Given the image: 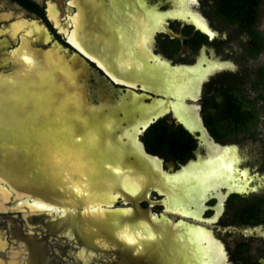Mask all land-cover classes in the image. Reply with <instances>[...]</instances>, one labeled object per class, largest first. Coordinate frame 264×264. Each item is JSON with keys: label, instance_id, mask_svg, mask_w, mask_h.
Masks as SVG:
<instances>
[{"label": "flooded vegetation", "instance_id": "flooded-vegetation-1", "mask_svg": "<svg viewBox=\"0 0 264 264\" xmlns=\"http://www.w3.org/2000/svg\"><path fill=\"white\" fill-rule=\"evenodd\" d=\"M197 1L0 0V84L2 83L4 86L9 84L8 90H11V92L5 91V93L0 90V102L3 99L5 101L10 99L14 103L21 101L20 98L23 96L16 95L22 86L20 79L16 77L23 67L19 65L31 67L30 70L35 75L30 72L37 79L36 69L45 67V57L48 54L51 58L68 64L77 73L75 83L78 90L82 92V105L89 115L96 116L109 110H117L121 105L126 106L125 117L129 118H123L122 112L118 114L121 129L114 128L112 136L117 145L115 148L117 153L110 152L117 155L122 154L117 159L126 166L127 170L138 175L133 177L128 174L129 172H124L123 165L115 164L116 167L103 168V170L105 169L103 171L102 167L89 163L91 165L88 166L87 172L83 176L86 178V183L84 182L86 192L81 197H72L68 193H64L67 196L65 197L60 189L48 190L39 182V179L27 183L16 177L15 172L18 169L12 159L13 150L19 147L20 143H23L24 147H29L27 145L29 143L24 140L12 142L10 137L0 134V149L2 152L5 151L3 156L5 160L7 159V162L0 160L3 163V166H0V264H163L164 260L167 264H177L176 261L182 262L179 264H195V259L191 257L194 250L192 246H189L187 240L185 241L186 251L184 254L178 253L177 256L176 248L173 247L177 245L178 235L189 236L191 241H196L191 238L196 233L204 238L203 230L199 229V226L192 225V222H199L198 219H195L196 217L212 220L209 227L214 238L224 248L227 264H230L228 263L230 255L227 257V249L225 250L224 243L214 233L213 224H218L216 227L220 233L239 234L241 237H248V239L262 238L260 233L264 232H261L264 216L259 221L245 222L240 220L239 214L248 206L262 207L263 205L264 207V204L259 199L256 201L253 196L247 199L251 193L255 192L254 189L242 193L237 191L240 189V180L228 182L221 172L222 170L213 177L216 182L214 188H207L213 191L212 189L227 187L228 192L225 196L223 195L218 215H216V209L219 199L214 194L207 199V189L202 200L194 199L192 201L175 191L178 190L175 186L176 181L181 183L183 174L188 173L187 171L205 169L209 164H215L218 157L224 158L225 152L227 154L231 152L229 149L219 151L218 148L227 146L224 143L230 137L221 140L214 139L205 125V112L212 108V103L223 94H227L228 91L240 92L254 102L259 101V92L254 89V85L258 79V72L264 70V68L256 70L255 78L248 84V89L256 92V96L250 98L239 83L243 73L236 71L237 66L227 59L214 58L207 49L208 46L227 44V35L229 38L239 36L237 38L239 44L242 45L241 53L245 55L246 60H254L258 56L264 57V50L255 56L250 55L257 44V39L252 34L253 32L257 33V24L254 26L253 32L241 31L236 25L228 24L235 27L232 29L234 33L229 32L230 35L222 37L218 27L212 25L216 23L215 21L220 22L221 20L225 23L222 22V25L227 26V23L217 15V0H204L205 5L210 8L208 16H212L210 19L213 23L211 22V24L199 12H194V2ZM198 5L200 6V3ZM127 9H132V11L127 12ZM135 11L139 12L148 24L144 33L146 34L145 38L141 31V22H138L134 15ZM243 36L245 37L242 38ZM258 36L261 35L258 34ZM262 40L264 42L263 38ZM102 45L106 47L103 54L98 48ZM111 47H119L127 52L130 59H136L137 67L130 66L129 73L122 72L124 69L121 70L129 79L126 83H124L125 81L121 82L120 76L117 79L112 77L111 69L107 70L99 65L102 60L98 56L102 55L104 59L108 60L113 55ZM24 50L29 52L25 59L26 63L21 62L20 52ZM134 51L139 54L134 56ZM38 55L40 61L38 64H34L32 59ZM189 57L191 58L188 59ZM186 58L187 60H184ZM104 63L107 64L105 60ZM110 65L114 67L112 62H108L107 66ZM193 71L197 72L196 76L192 73ZM187 74H191L192 78L184 76ZM7 80L8 83H6ZM89 81L93 82V88ZM106 85L113 89L107 88ZM114 89L121 92L116 99L111 95ZM134 106L144 107V111L138 110V113ZM11 111L12 109L8 108L7 113L5 112L6 118ZM199 112H201V116ZM53 115L54 113L51 116ZM144 115L146 123L141 120ZM151 118H154L153 122L140 132L139 126L142 125L144 128ZM136 122L143 123L138 126V130L133 136L134 145L130 143L125 133L127 126ZM192 122L197 126L193 128ZM2 124H0V132L5 130L6 134L9 133L10 136L11 133L4 129V124L3 126ZM153 125L165 126L168 131L179 128L186 131L183 125L189 130H193L194 136L186 131L193 142L190 156L184 161H179L171 153H167V155L150 153L146 144L150 142V127ZM96 126L97 123L94 127ZM100 126L112 128L110 121L105 116L102 117ZM198 126L205 130L209 139L205 140L204 138L203 147L197 140L199 137L196 132ZM123 138L126 141H122ZM110 142L104 139V143L107 145L105 149L114 150V147L109 145ZM205 147L208 148L207 156H196L198 150L203 149L205 152ZM11 148L13 149L11 150ZM137 148L140 151L135 152L134 149ZM59 149L64 150L61 147ZM107 152L109 153V151ZM15 154L17 155L15 157H20V154ZM31 157L45 159V157H38L33 153ZM22 159L23 163L29 161L28 159L24 160L23 153ZM196 159L198 160L196 161ZM69 160L71 158L67 156L61 157L60 161L51 158L56 168L64 173V178L70 176L66 175V172H70L75 174L69 179H77L79 175H76L78 173L74 167L77 165L80 167V164H73ZM28 165L26 169L29 170L31 165ZM101 170L103 173L109 174L114 172L117 177L119 176V179H115L112 184L103 183L102 186L95 188V191L98 192L94 193L93 185L98 181L106 180L105 177L100 178ZM27 172L24 171L22 174ZM40 179L45 180L46 178ZM157 181L162 183V187ZM235 182L238 183L234 184ZM34 183L43 186L41 188L44 191L36 187ZM185 184L186 181L184 188L188 189ZM30 185L33 189L41 191L31 193ZM29 190L30 192H28ZM224 190L222 188L221 192L224 193ZM120 193L124 194V201L128 199L139 201L136 207L145 212H140L137 220L128 223L134 226L136 222H140L146 227H150L148 230L152 238L149 237V241L154 239L152 245H145V243L136 241L122 232L117 233L108 225L112 215L123 218V216H128L131 211L111 212L103 209L104 206L111 205H113L111 209L132 208L130 203L122 202V198L119 197ZM168 193L182 199H175L169 203L166 196ZM238 200L243 202L236 207L234 204ZM209 202L212 203L207 205L208 209L203 206V210H199L198 215L190 214L196 208L199 209L201 204L205 205ZM175 205L179 210L171 209ZM226 205L229 206L231 214L228 218L224 215L223 219L222 211L225 210L223 206ZM154 206H159L161 211L159 213L151 212V208ZM80 207L83 208L82 212L78 211ZM181 209H187L190 213L180 211ZM206 211H209L210 214L204 216ZM215 215L216 219L213 221ZM159 218L160 220H158ZM96 221H99L98 223L101 225ZM161 221L163 226L159 227ZM231 240H234V249L233 257L230 260L239 264L244 260L248 247L246 241L244 244L238 239L231 238ZM191 241L190 244H192ZM199 241L202 248L209 244L208 241L201 238ZM155 245L162 248L159 255L157 257L151 255L146 258L144 252L148 248L153 249ZM211 250L210 248L209 257L211 260H208L209 264H218L220 260L218 252ZM153 252L151 250V253ZM256 264H264V256L258 258Z\"/></svg>", "mask_w": 264, "mask_h": 264}, {"label": "rangeland", "instance_id": "rangeland-1", "mask_svg": "<svg viewBox=\"0 0 264 264\" xmlns=\"http://www.w3.org/2000/svg\"><path fill=\"white\" fill-rule=\"evenodd\" d=\"M199 3H200V6L198 5ZM193 9H194V12L195 11L199 12L202 15V17L206 18L211 24V22H212L211 17L212 16L211 17L208 16V14L210 12V8L205 5L204 0H198L196 3L194 2V8ZM215 22L216 23L212 22L213 23L212 25L218 27V29H219L218 31L222 37H226L227 34L230 35L229 32L234 33V31L232 30L235 28L234 26L227 24V26L224 27L222 25L224 22L221 20H220V22L219 21H215ZM256 30H257V33L261 35L260 37H262L264 39V0H262V2H261V7H260V11H259ZM227 37H228V41H227L228 43L227 44H218V45H214L212 47L208 46L207 50L209 51L210 55H213L214 58L219 57L221 59H227L228 61L232 62L233 64H235L237 66L236 71H241L243 73L242 78L239 80L241 87L244 89V92H246V94L250 98H254L256 96V92L250 91L248 89V84L251 83L252 79L255 78L256 70H258L260 68H264V57L258 56L256 58H254V60H246L244 58L245 55L241 53L242 52L241 51L242 45L239 44V40H238L239 36H237L238 38L236 36H233V37L231 36L229 38V36L227 35ZM244 37L245 36H243L242 38H244ZM99 49L102 51V54L106 51V47L104 45L100 46ZM110 50L113 51V55H111V57H109L110 59H108V60H112V64L116 63V59H118L119 57H121V59H123V56L118 55V47H115V48L111 47ZM99 57L101 58V60L103 62L105 60L108 64L107 59H104V57L102 55H100ZM190 58L191 57H189L188 59H190ZM184 60H187V58ZM64 64H66V63H64ZM107 64H105V65H107ZM44 65H45V67L43 69L38 68V71L36 69V72L38 73L37 79H35V77L33 76V75H35V73H33L30 70L31 67L30 68H28L26 66L23 67V69L27 71V72H24V70H23V72H22V73H24V77H23L25 79L24 84H26L27 87H29V86L30 87L31 86L36 87L37 86V87L41 88L45 84L50 85L49 84L50 81H48V77L45 76L46 70L49 69L50 66H51V68H54L57 65V62H55L51 59L49 61V59L47 58ZM58 65L59 66H57V67H62V66L65 68L67 67V66H64L62 64L61 65L58 64ZM29 70L32 72L33 75L30 73ZM97 78H99V77H97ZM89 83L91 84V88H93V82L89 81ZM107 88L113 89L109 86H107ZM0 89H1V87H0ZM69 89H71L70 85H69ZM203 89H204V85H203ZM203 89H202V91H203ZM112 92H113V94L111 93V95H112V98H114V99H116L121 94V92H119L115 89L112 90ZM0 93H1V91H0ZM18 94H21L23 96L26 93H22V90H18L16 95H18ZM42 94H44V93H42ZM27 95H30V94H27ZM34 95H36V94H34ZM66 95H67L66 97L68 98V100H67L68 104L67 105L64 104L65 100L58 98L56 96V94L48 95V96L47 95L40 96L39 94H37L36 99H35L36 102H34L32 99V101L35 103V105H34L35 110L33 109L32 114H29L26 117V119L22 120V122H18L16 120V118L13 117V113H14L15 108H16L17 112L20 111L21 109H25V110L28 109L25 107V105L27 106V104H25V103H26V101H29V102L31 101V99L27 100L29 97H26L27 99H25V96L21 97L20 98L21 101L16 102V103L10 101V103H12L13 108H11L12 111L10 112V115L7 118L5 116V112L8 111V109L4 108L2 111L0 110V124L3 123L4 124L3 128L8 130L11 133L10 136H9V133H8V135L5 134V137H7V136L10 137L12 142L24 140V141H27V143H29V144H27V145H29V147H23V143H20V146L16 147L13 150L14 153L12 155V159L15 163L16 168L18 169V171L15 172L16 177H18L20 180L23 179L22 181L27 182V183L34 182L37 179H39L40 180L39 182L42 183L43 186H45L48 190L60 189L63 193V196L65 194H67V192H65L64 188H62V186H64V181H63L64 180V173H62V176L59 174H57L55 176L51 175V173L55 172V168H56L53 161H51V158L60 161L61 157L67 156V157L71 158V160H69L71 163L80 164L81 168L77 165L74 167V170L78 173V174H76V175H79L78 183H81V184H83L84 182L86 183V178L82 177L84 175V173L82 172V167L88 168L89 165L94 164L97 167H102V170H103V168L106 169L108 167L114 168V167H116L115 164L122 166L123 165L122 162L117 159V157L119 158L122 154H120V155L114 154V153H117V151L115 149L117 145L115 144V141L112 139V136L114 135L113 134L114 128H117V129L119 128V130L121 129L120 128V126H121L120 125V118L118 117V114L120 112H122V115H124L123 118H125V119L129 118V117L128 118L125 117L124 110H127L125 105H123V106L121 105V107L117 110H112V111L109 110V111L105 112L106 114L100 113L99 115L97 114L96 116L89 115L86 112V110H84L85 108L83 105H79V107L75 105L76 94H72V92H68ZM37 97H41V98H37ZM92 100H94V99L92 98ZM1 102H0V107L2 106V104L4 106L3 101H1ZM28 105H29V107L31 106V108H33L32 104L30 105L28 103ZM255 107L258 109V112H259V119H258L257 123L254 125V127L252 128L251 133L248 135L233 136V137H230V139H227V142L224 143L227 146H223V147L218 148V149L220 152H222L223 149L224 150L229 149V150H231V152H230V154H227L225 152L224 158H226V159H224L222 156L218 157L216 159V163H217L216 166L220 167V166L224 165V167L227 168L226 170L228 171V173H229L228 175L230 177L228 182H231L232 180H235V181L240 180L239 181L240 182V186H239L240 189L237 190L240 193L248 192V191L254 189L255 192L251 193V195H249L247 197V199H250L253 196V198H255L256 201L259 199L262 202V204H264V103H262L260 101H256ZM38 111H45V112L48 111V113L53 112L54 115L53 116H51V115L46 116V118H44V117L40 118ZM64 112H66V113H64ZM199 113L201 116V112H199ZM64 116L71 118V119H74V117H76L77 122L79 124L81 122L82 131L81 132L79 131V133H77V131H75V129L77 127H80V125L79 126L76 125L77 126L76 127V126H74L73 123L67 124V123L62 122V120H59V119L63 118ZM104 116L108 118L112 128H106V127L100 126V123L102 121V117H104ZM96 123H97V126L94 127ZM3 124H2V126H3ZM46 127L48 128L49 131L46 130ZM13 131L15 132L14 134H13ZM44 131L47 133L45 134ZM29 132H32L34 134L39 135V137L36 139V141H34L33 139L30 141L28 140L29 139L28 136L30 134ZM47 134H49V135H47ZM96 136L99 138L97 139ZM21 137H23V138H21ZM104 139L111 141L109 145L114 147V150H112L111 148L105 149L106 148L105 146H107V145H106V143H104ZM110 139H112V140H110ZM59 147H61L64 150L59 149ZM12 149L13 148H11V150ZM27 149L30 150L31 156L33 153L35 155H38V157H45V159L42 158V160H46V161L44 162V161L40 160V158L27 156V157H24V160L28 159L29 161L23 163L22 153H25V150H27ZM107 151H109V153ZM110 151H112L114 153H111ZM3 152H5V151H3ZM15 153L20 154V157L19 156L15 157V156H17ZM207 153H208V148L205 147V152L203 149L200 151L198 150V152L196 153V156L206 157ZM88 158H90V159L86 162V160ZM89 163H91V164H89ZM28 164L31 165L32 169H33V167H35V169L38 170V173L35 174L34 171L32 172V170L30 171V169L29 170L26 169L29 166ZM43 165L46 168L45 169L46 171H44V172H47L48 174H46L42 171ZM122 167H124V169H123L124 172H127V173L129 172L128 174L132 175L133 177L138 176L136 173L132 172L131 170H129V169L127 170L125 165H123ZM102 170L100 171L99 175H100V178L105 177L104 178V179H106L105 182L108 181L110 184H112L115 179H117V178L119 179V176L117 177L114 172H112V174H109V173H103ZM24 171H26V172L29 171L31 174L29 172H27L26 174L23 175L22 173ZM41 171L44 173V175H40ZM43 173H41V174H43ZM73 174H75V173H73ZM73 174H71L70 172H66V175H70L71 177H73ZM43 177H45L46 180L40 179ZM60 177H61V179H59ZM81 177H82V179L79 182V179ZM245 177H246V179H245ZM48 180L51 181L52 184H48V182H47ZM99 183H102V181L97 182V184H99ZM236 183H238V182H235L234 184H236ZM97 187H99V186L97 185ZM222 188L225 189L224 193L221 192ZM222 188L212 189L213 191H210V190L206 191L207 199L212 194L216 195L219 199L217 209H216V215H218L220 213L221 202L223 201V195L225 196L226 192H228L226 186H224ZM255 188H257V189H255ZM65 197H67V196L65 195ZM242 202L243 201L238 200L236 202V204H234V205L236 207H238V205ZM211 203L212 202L205 203L206 206L204 204H201L200 206L198 205L199 210L202 211L203 206H204V208L208 209L207 205L211 204ZM224 208H225V210L222 211V213H223L222 218L223 219L225 217L224 215H226V217L228 218V216L231 214V210L229 209L228 205H226L225 207L223 206V209ZM160 211H161V208L159 206H157V207L154 206L151 208V212H154V213L158 212L159 213ZM208 214H210V212L206 211L204 213V216H206ZM216 215L213 217V221L216 219ZM120 219H122V218H117V216H115V215H112L110 217V219H109L110 223L108 225L111 226L113 231H115L117 233L122 232L126 236H128L130 238H134L136 241H139L141 243L147 244V242H149V237H151V235H150V232L148 229H150V227H146V225L143 226L144 224L140 223V222H136L134 226L129 225V223H124L123 225L115 226L116 222L122 223V222H120ZM195 219L196 220L198 219L199 222H197V223L192 222V225L199 226V229L203 230L202 235L203 236L205 235L204 236L205 240L210 242L211 249L213 251H217L219 253L220 260H219L218 264H227L224 248H223L222 244L214 238L213 233L209 227L212 220L210 221L208 219L206 220V219H202V218H195ZM225 220H227V219H225ZM216 225H218V224H213L212 229L214 230V233L216 234V236H218L219 239H221L222 242L224 243L225 250L227 249V251H226L227 257H228V255H230V258L228 257V263L238 264L237 262H231V260H230L231 257H233L232 254H233V249H234V240L232 241L231 238L238 239V241L241 243H244V241H246L245 243L247 244V247H248L244 260L241 261L239 264H256V261L258 260V258L264 256V232L260 233V235H262V238L254 237V238L248 239V237H241V235H239V234H237V235L233 234L232 235V234L220 233V232H218V228L216 227ZM261 228H263L261 230V232L264 231V225L263 224H262ZM183 237L184 236L178 235L177 245L175 247H173V248H176V250H175L176 255L178 253L184 254L186 251L185 250V241H186V239H190V238H189V236H186V239H183ZM182 239H183V242H182ZM150 241H151V239H150ZM188 243H189V246L191 247L192 244H190V241ZM103 257H105V256H103Z\"/></svg>", "mask_w": 264, "mask_h": 264}, {"label": "bare ground", "instance_id": "bare-ground-1", "mask_svg": "<svg viewBox=\"0 0 264 264\" xmlns=\"http://www.w3.org/2000/svg\"><path fill=\"white\" fill-rule=\"evenodd\" d=\"M128 7H130L129 5H128ZM128 11L127 12H130V10L132 11V9H127ZM185 12V11H184ZM183 12V13H184ZM187 12V11H186ZM134 15H135V17H137V19H138V22L140 21L141 23H140V27H141V31L143 32V38H145L146 37V34H144L145 32H146V30H147V26H148V24H147V22L145 21V19H144V17L139 13V12H136L135 11V13H134ZM132 21V20H131ZM125 22V21H124ZM130 22V21H129ZM147 25V26H146ZM201 25V24H200ZM126 26V25H125ZM109 30V29H108ZM141 32V33H142ZM133 33V32H132ZM114 35V34H113ZM141 35V34H140ZM114 38H115V36H114ZM128 39V38H127ZM112 41V40H111ZM114 41V40H113ZM118 41V40H117ZM143 41V40H142ZM90 42V41H89ZM140 42H141V40H140ZM118 43V42H117ZM143 43H144V41H143ZM85 44V43H84ZM76 45V44H75ZM89 46V45H88ZM140 46V45H139ZM76 47H77V45H76ZM135 47V46H134ZM98 48H100V46H98ZM130 48V47H129ZM80 49V48H79ZM124 49V48H123ZM141 49V48H140ZM143 49V48H142ZM145 49V48H144ZM134 50V49H133ZM134 53V56H135V54H139V52H136V51H134L133 52ZM28 54H29V52L28 51H26V50H24V51H21L20 52V55H21V62H25L26 60V58L28 57ZM118 55H120V56H123V59H121V57H119L118 59H116V63H113L114 64V67H113V65H110V66H107V65H105L104 64V62L102 61V62H99V65H101L102 66V68H104V69H107V70H110V75L112 76V77H114L115 79H117V77H119V79L121 80V82L122 81H125L124 83H126V81H129V79H127L126 77H125V74L124 73H122V72H128L129 73V67L130 66H132V67H137L136 65H135V61H136V59L135 60H133V59H130L129 57H128V55H127V52L126 51H123L121 48H119L118 47ZM99 57V56H98ZM47 58L49 59V61H50V59L51 60H53V61H55V62H57V65L54 67V68H51V66H50V68L49 69H47L46 70V74H45V76L46 77H48V81H50L49 82V84L50 85H43V87H41V88H39V87H27L26 86V84H24V82H25V79L23 78L24 77V73H22L23 72V67H25V65H23V64H21V65H19V66H23L22 68H21V71L20 72H18L17 73V75H16V77L17 78H19L20 79V82L22 83V86H20V88H19V90H22V93H26L25 95H23V97L25 96V99H27L26 97H29L27 100H32L33 99V101L34 102H36V95L37 94H39L40 96H45V95H54V94H56V96L58 97V98H60V99H64L65 100V102H64V104L65 105H67L68 104V102H67V100H68V98L66 97L67 95V93L68 92H72V94H76V100H75V105L76 106H78L79 107V105H82L83 104V95H82V92H81V90H78V88H77V86H76V83H75V79H76V75H77V73L76 72H74L73 71V69L68 65V64H64L63 62H61L60 60H56V59H53V58H51V56L48 54L47 55V57H45V61L47 60ZM33 60V63L34 64H38V62L40 61V58H39V55L38 56H34V58L32 59ZM109 63L110 62H112V60H107ZM26 63V62H25ZM18 64V63H17ZM28 64H30V63H28ZM58 64H62V65H64V66H67L66 68L65 67H57V66H59ZM43 65V64H42ZM108 68H107V67ZM43 69V68H42ZM122 69H124L122 72H121V70ZM38 70V69H37ZM30 71V70H29ZM112 71V72H111ZM24 72H27L26 70H24ZM33 72V71H32ZM31 73V72H30ZM192 73H194V75L196 76L197 75V72L196 71H193ZM184 76H189V77H191L192 78V75L191 74H187V75H184ZM61 77V78H60ZM188 77V78H189ZM30 78V77H29ZM190 78V79H191ZM32 79V78H31ZM74 79V80H73ZM131 80V79H130ZM182 80V79H181ZM74 81V82H73ZM37 82V81H36ZM79 82V81H78ZM6 83H8V80L6 81ZM131 84L133 85V83L131 82ZM1 86V91H3L4 93H5V91H8V92H11V90L9 91L8 89L10 88L9 87V84H7L6 86H4V85H2V83L0 84ZM24 85V86H23ZM69 85H70V87H71V89H69ZM74 86V87H73ZM178 88V87H177ZM181 92V91H180ZM42 93H44V94H42ZM179 93V92H178ZM27 94H30V95H27ZM34 94H36V95H34ZM180 94V93H179ZM19 95H21V94H19ZM34 96V97H33ZM37 98H41V97H37ZM131 99V98H130ZM3 101V103H4V106H1L0 107V110L2 111L4 108H13V107H11L12 106V103H10V99H6V101H5V99H3L2 100ZM25 101V100H24ZM33 101H26V103L25 104H27V106L25 105V107L26 108H28V109H21L20 111H16V108H15V110H14V113H13V117H15L16 118V120L18 121V122H22V120H24V119H26V117L29 115V114H32V111H33V109H34V105H35V103L33 102ZM87 102H89V101H87ZM28 103L31 105L32 104V107L33 108H31V106L29 107V105H28ZM90 103V102H89ZM88 103V104H89ZM90 105V104H89ZM139 105V104H138ZM24 106V105H23ZM77 107V108H78ZM88 107V106H87ZM24 108V107H23ZM83 108V107H82ZM134 108L136 109V111L138 112V110H142V111H144V107H136V106H134ZM163 109V108H162ZM35 110V109H34ZM44 112V113H43ZM10 113V112H9ZM38 113H39V116H40V118H46V116H50V115H52V113H48V111H38ZM37 113V114H38ZM64 113H66V112H64ZM139 113V112H138ZM146 114H147V112H145ZM126 116H127V114H126ZM149 118H150V116H149ZM42 120V119H41ZM40 120V121H41ZM59 120H62V122H64V123H67V124H69V123H73L74 124V126H79L80 125V127H77L78 128V130H77V133L80 131H82V129H81V122H80V124L77 122V119H76V117H74V119H71V118H68V117H63V118H61V119H59ZM58 120V121H59ZM143 122L146 120L145 119V115L143 116V118L141 119ZM143 122H136L135 124H132V125H128L127 126V131H126V136H127V139L130 141V143H132V144H134V139H133V136L135 135V132H136V130H138V126L141 124V123H143ZM49 123V122H48ZM145 123H146V121H145ZM20 124V123H19ZM192 124V127L194 128V127H196L197 126V124L196 123H194V122H192L191 123ZM146 125V124H145ZM144 125V126H145ZM139 127H141V128H143L142 127V125H140ZM46 130L47 131H49L48 130V128L46 127ZM20 132V131H19ZM30 134H29V136H28V140L30 141V140H34V141H36V139L39 137V135L38 134H34V133H32V132H29ZM44 133L46 134L47 132H45L44 131ZM49 133V132H48ZM0 134H2V135H5L6 134V131L5 130H3L2 132H0ZM138 134V133H137ZM47 135H49V134H47ZM115 135H117V134H115ZM97 137V136H96ZM99 137H97V139H98ZM122 141H126V139L125 138H123V140ZM135 145V144H134ZM138 145V144H137ZM24 147V146H23ZM136 147V146H135ZM138 147V146H137ZM142 147V146H141ZM138 148H140V147H138ZM138 148L137 149H134L135 151H140V150H138ZM219 152V151H218ZM31 152H30V150H25V153H23V157H27V156H31V154H30ZM213 153V152H212ZM212 153H211V155H212ZM216 154V153H215ZM220 154V153H219ZM218 154V155H219ZM126 156H127V154H125ZM217 155V154H216ZM216 155H215V157H216ZM214 157V156H213ZM5 157L3 156V152H2V149H0V160H3ZM127 158V157H126ZM212 159V158H211ZM225 159V158H224ZM128 160V159H127ZM198 159H196V161H197ZM223 161V160H222ZM219 164V163H218ZM221 164V163H220ZM217 165V163L215 162V164H209L205 169L204 168H199V169H194V170H191V171H187L188 173H185V174H183V179H182V181H181V183H179L178 182V180L176 181V183H175V186H176V188L178 189V190H175V191H177V193H179V195H182L183 194V196H185V197H187V199H190L191 201L192 200H194V199H200V200H202V197H204V192H205V190L208 188V187H211V188H214V185H215V180H214V176L216 175L217 176V174L216 173H218L219 174V172L221 171V172H223V174H224V176L227 178V180L229 181V179H230V177H229V173H228V171L226 170L227 168H225L224 167V165H222V166H216ZM0 166H3V163H1L0 162ZM192 167H195V166H193L192 165ZM198 167V166H197ZM43 168V172L44 171H46L45 169V167H42ZM196 168V167H195ZM87 167H82V172L85 174L86 172H87ZM232 170V169H231ZM40 172V173H43V172ZM44 173H47V172H44ZM43 173V174H44ZM62 171L61 170H59L58 168L56 169L55 168V172H53V173H51L52 175H57V174H59V175H61L62 176ZM43 174H41V175H43ZM222 174V173H221ZM84 176V175H83ZM82 176V177H83ZM81 177V178H82ZM219 177V176H218ZM229 177V178H228ZM69 178H71V176H67L66 178H64V184H66V185H64V186H62V188H64V190H65V192H67L70 196H72V197H81L85 192H86V187H85V183H83V184H81V183H78V178L77 179H73V180H70ZM81 178L79 179V182H80V180H81ZM59 179H61V177L59 178ZM192 179V180H191ZM46 180V179H45ZM40 181V180H39ZM186 181V184H185V186H188V189L185 187L184 188V182ZM222 181V180H221ZM48 182V184H52L51 183V181H47ZM103 183H109L108 181L107 182H105V181H103L102 183H99V184H97V182L93 185V188H92V191L94 192V193H97L98 191H95V188L97 187V185L98 186H102L103 185ZM157 183L159 184V186H161L162 187V183L161 182H158L157 181ZM223 184V183H222ZM74 185V186H73ZM209 189V188H208ZM207 189V190H208ZM194 192H196V194H194ZM41 193V192H40ZM123 195L124 194H122V193H120L119 194V197H121L122 198V202H126V203H130V204H132L133 205V207L132 208H116V209H111V206H113V205H111V206H104L103 207V209L105 210H107V211H119V210H131L130 211V213H129V215L128 216H123V218L122 219H120V222H122V223H115V226H118V225H123L124 223H128V222H131V221H133V220H137V216H138V214L140 213V212H145V211H141V210H139V208L138 207H136V204L139 202V201H136L135 202V200H131V199H128V200H126V201H124L123 200ZM167 199H168V201H169V203L170 202H173L175 199H182V198H180V197H178V196H173V195H171L170 193H168L167 195ZM118 197V198H119ZM118 200V199H117ZM172 210H174V211H176V210H179V209H177V206L175 205V206H173V208H171ZM78 211H80V212H82L83 211V208H78ZM180 211H183V212H185V213H190V211L189 210H183V209H181ZM165 213V212H164ZM107 214H111V213H107ZM190 214H192V215H198L199 214V209L198 208H196V210L194 211V212H192V213H190ZM149 215H150V213H149ZM157 218V217H156ZM197 218V217H196ZM116 219V218H115ZM160 219V218H159ZM158 219V220H159ZM117 220V219H116ZM115 220V221H116ZM97 223L99 222V221H96ZM161 224L159 225V227H162L163 226V224H162V221L160 222ZM98 224H100V223H98ZM101 225V224H100ZM98 226V225H97ZM143 226H145V224L143 225ZM161 229H163V228H161ZM184 237H183V239H186V235H183ZM192 239L194 238L196 241H191V239H186L188 242L189 241H191V243L193 244L192 245V248H193V254H191V257H193V259H195V264H209V261L211 260L210 259V257H209V249L211 248V245H210V242H208L209 244H207L208 246H206V247H201V245H199V244H201L200 243V238L202 239V240H205L204 238H202V237H200V235L198 234V233H196L193 237H191ZM153 240L154 239H151V241H149V242H147V244L148 245H152V243H153ZM206 242V241H205ZM206 244V243H205ZM146 245V244H145ZM138 247V246H137ZM161 249L162 248H159L157 245H155L154 247H153V249H147L146 250V252H144L145 253V257L146 258H149V257H151V255H153V257H157L158 255H159V253H160V251H161ZM145 250V249H144ZM151 250H153L154 252L153 253H151ZM143 251V250H142ZM126 252H127V250H126ZM147 253V254H146ZM217 254V253H216ZM219 254V253H218ZM162 255V254H161ZM192 260V259H191ZM209 260V261H208ZM223 260V259H222ZM163 264H167L166 263V260H164L163 262H162ZM176 263L177 264H179V263H182V262H179V261H176Z\"/></svg>", "mask_w": 264, "mask_h": 264}, {"label": "trees", "instance_id": "trees-1", "mask_svg": "<svg viewBox=\"0 0 264 264\" xmlns=\"http://www.w3.org/2000/svg\"><path fill=\"white\" fill-rule=\"evenodd\" d=\"M261 0H217V15L227 24H234L241 31L253 32L258 22ZM253 37L257 39L255 49L251 56L264 50V42L256 32ZM254 85L258 100L264 103V70L257 75ZM213 106L205 112L204 122L210 135L221 140L238 135H248L259 119V112L255 102L243 96L240 92L228 91ZM150 142L146 144L150 153L164 155L171 153L174 158L184 161L190 156L193 142L189 134L183 129L168 131L165 126L153 125L150 127ZM264 216V207L248 206L239 214L241 221H259Z\"/></svg>", "mask_w": 264, "mask_h": 264}, {"label": "water", "instance_id": "water-1", "mask_svg": "<svg viewBox=\"0 0 264 264\" xmlns=\"http://www.w3.org/2000/svg\"><path fill=\"white\" fill-rule=\"evenodd\" d=\"M146 91V90H145ZM146 92H149V91H146ZM149 93H151V92H149ZM152 95H154L153 93H151ZM153 120H154V118L152 119H150V121L144 126V128H139V131L140 132H142L148 125H150L152 122H153ZM197 122V121H196ZM179 123V122H178ZM181 123V122H180ZM183 127L185 128V130L186 131H189L193 136H194V131L193 130H189L188 128H186L184 125H183ZM205 130L202 128V127H197V129H196V132L198 133V135H199V137L197 138V140H198V143H199V145L201 146V147H203V145H204V138H205V140H209L208 139V137H207V135H206V133L204 132ZM139 134V133H138ZM137 137H138V135H137ZM145 154V153H144ZM146 156H148L147 154H145ZM154 158V157H153ZM7 160V159H6ZM5 159H3L2 160V162H5L6 161ZM7 162V161H6ZM32 171H34V173L35 174H37L38 173V170H36L35 169V167H33V169L32 168H30ZM14 179V178H13ZM21 185H23V184H21ZM34 185H35V183H34ZM13 186V185H12ZM36 187H38L39 189H41L42 191H44L41 187L42 186H38V185H35ZM29 187H31V189H32V192L31 193H35V192H37V191H41V190H39V189H33V187L30 185ZM14 188H16V187H14ZM28 188V187H27ZM28 192H30V190L28 191ZM161 196V195H160ZM57 197V196H56ZM52 199H53V197H52ZM131 205V207H133V205L132 204H130Z\"/></svg>", "mask_w": 264, "mask_h": 264}]
</instances>
